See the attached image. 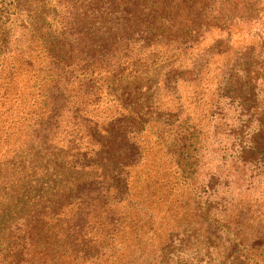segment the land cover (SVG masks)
<instances>
[{"label": "rangeland", "instance_id": "374dc122", "mask_svg": "<svg viewBox=\"0 0 264 264\" xmlns=\"http://www.w3.org/2000/svg\"><path fill=\"white\" fill-rule=\"evenodd\" d=\"M80 2L0 0V38L4 33L8 37L6 51L0 52V264L17 260L19 264H67L62 253L64 228L57 221L65 222L67 217H62L68 209L38 223L24 217L49 192L69 184L68 179L62 170H58L60 176L44 175L40 181L21 177L38 170L26 162L28 151L37 143L36 107L29 102L30 70L46 72L49 30L53 34L61 22L72 23ZM251 28L249 34H233L229 40L225 32L208 31L187 52H164L158 61L173 64L169 70L159 72L157 65L137 74L125 70L126 92L142 86L136 91L143 93L145 105H152L144 108L139 132H130L132 116L123 108L129 103L116 97L124 96L118 86L111 89L114 100L103 94L97 107L86 109V115H95L99 125L115 119L114 127L125 126L122 145L126 157L130 156L120 160L126 165L118 169V178L126 177L129 198L113 204L123 221L115 235L117 251L96 264H133L129 260L137 228H141V249L148 262L169 232L195 231L203 236L214 226L228 227V222L236 231L242 219L240 207L247 204L253 210L256 199L264 200V172L260 178L251 177L255 182L247 185L249 175L255 176L250 168L264 164V140L258 143L264 138V15ZM72 110L70 106L63 116L64 140L73 131ZM86 140L83 137V146ZM210 186L213 194L208 197ZM222 200L225 211L218 213L216 204ZM222 231L216 232L218 237ZM16 249L21 253L15 260ZM219 251L215 249L213 255ZM170 259L168 264H174V256Z\"/></svg>", "mask_w": 264, "mask_h": 264}, {"label": "trees", "instance_id": "16d2710c", "mask_svg": "<svg viewBox=\"0 0 264 264\" xmlns=\"http://www.w3.org/2000/svg\"><path fill=\"white\" fill-rule=\"evenodd\" d=\"M263 15L264 0H81L77 18L72 23L61 22L53 34L49 30L52 36L46 40L49 67L45 73L41 68L30 70L33 90L29 102L36 107L34 135L37 143L28 151L26 162L38 170L31 176L21 173L24 175L21 178L40 181L44 175L58 177V170H62L69 184L49 192L44 201L33 204L24 220L30 218L38 223L47 216L53 219L64 208L68 209L62 217H67L65 222L63 219L57 221H61L64 228L62 253L67 264H96L103 257H114L117 251L115 235L123 221L122 213L113 204L129 198L126 177L118 178L119 170L126 165L120 160L130 157H126L122 145L125 126L115 128V119L99 125L95 115H86V109L97 107L103 94L114 100L111 89L118 86L124 96L118 94L116 97L129 103V108H123L132 116L130 132H139L144 108L152 105L142 102L143 93L137 92L142 86L126 92L125 70L137 74L156 65L159 72L169 70L173 64L160 65L158 61L164 52H187L212 30L225 32L227 40L233 34H249ZM7 43L4 33L0 38V52L6 51ZM130 74L129 78H137ZM70 106L73 108V131L71 137L64 140L63 116ZM83 137H87L85 146ZM262 139L260 137L258 143ZM61 141H66L61 146L66 149L58 146ZM242 157H247V153ZM250 169L255 176L249 175L248 186H252L251 177L253 180L256 176L260 178L264 164H254ZM85 170L93 173L75 178ZM56 182L57 179L52 180L53 184ZM209 188L208 197L213 194L212 186ZM261 200L256 199L253 210L247 204L240 207L242 219L234 227L236 231L230 229L228 222V227L214 226L203 236L195 231L169 232L148 262L143 257L145 250L141 249V228H137L134 252L129 261L168 264L173 261L172 255L174 264H264V200ZM216 206L220 209L218 213L225 211L223 200ZM72 209L74 211L70 212ZM220 230L224 232L223 240L216 234ZM219 248L214 256L213 251ZM16 252L15 260L20 259L21 250L16 249ZM14 264H19L18 260Z\"/></svg>", "mask_w": 264, "mask_h": 264}]
</instances>
